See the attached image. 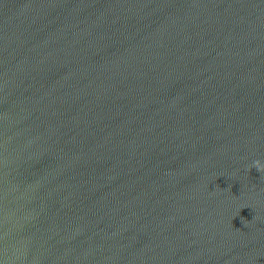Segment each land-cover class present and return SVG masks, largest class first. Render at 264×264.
Returning <instances> with one entry per match:
<instances>
[{
	"label": "water",
	"instance_id": "obj_1",
	"mask_svg": "<svg viewBox=\"0 0 264 264\" xmlns=\"http://www.w3.org/2000/svg\"><path fill=\"white\" fill-rule=\"evenodd\" d=\"M264 0H0V264H264Z\"/></svg>",
	"mask_w": 264,
	"mask_h": 264
},
{
	"label": "clouds",
	"instance_id": "obj_2",
	"mask_svg": "<svg viewBox=\"0 0 264 264\" xmlns=\"http://www.w3.org/2000/svg\"><path fill=\"white\" fill-rule=\"evenodd\" d=\"M258 172H264V166H261L259 162L254 165Z\"/></svg>",
	"mask_w": 264,
	"mask_h": 264
}]
</instances>
